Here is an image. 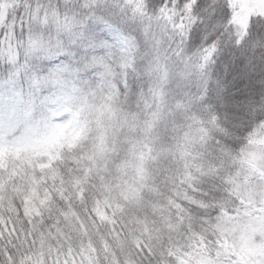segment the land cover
<instances>
[{"label":"trees","instance_id":"trees-1","mask_svg":"<svg viewBox=\"0 0 264 264\" xmlns=\"http://www.w3.org/2000/svg\"><path fill=\"white\" fill-rule=\"evenodd\" d=\"M138 4L129 48L95 80L0 109L41 128L63 99L74 121L37 151L0 136V264L187 263L250 207V151L264 152V20L250 17L264 15Z\"/></svg>","mask_w":264,"mask_h":264},{"label":"snow or ice","instance_id":"snow-or-ice-1","mask_svg":"<svg viewBox=\"0 0 264 264\" xmlns=\"http://www.w3.org/2000/svg\"><path fill=\"white\" fill-rule=\"evenodd\" d=\"M139 8L138 0H0V109L44 101L70 80H95L104 61L129 48Z\"/></svg>","mask_w":264,"mask_h":264},{"label":"rangeland","instance_id":"rangeland-1","mask_svg":"<svg viewBox=\"0 0 264 264\" xmlns=\"http://www.w3.org/2000/svg\"><path fill=\"white\" fill-rule=\"evenodd\" d=\"M239 6L240 23H245L252 13L264 15V0H234ZM68 104L61 99L55 107V113L43 127L30 124L25 117H13L6 114L0 118V136L5 140L16 130L18 134L11 136L15 144L25 145L32 151L39 150L44 142L72 130L73 116ZM264 152L259 147L250 151V177L246 198L250 207L244 215L238 214L231 218V223L224 227L223 245L213 256L197 255L180 264H264Z\"/></svg>","mask_w":264,"mask_h":264}]
</instances>
